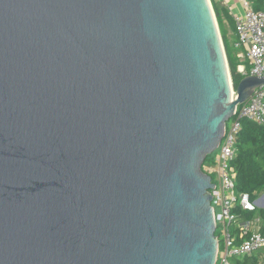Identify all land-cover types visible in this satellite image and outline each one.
<instances>
[{
	"label": "water",
	"instance_id": "obj_1",
	"mask_svg": "<svg viewBox=\"0 0 264 264\" xmlns=\"http://www.w3.org/2000/svg\"><path fill=\"white\" fill-rule=\"evenodd\" d=\"M262 84L211 0H0V264H216L202 166Z\"/></svg>",
	"mask_w": 264,
	"mask_h": 264
},
{
	"label": "built area",
	"instance_id": "obj_2",
	"mask_svg": "<svg viewBox=\"0 0 264 264\" xmlns=\"http://www.w3.org/2000/svg\"><path fill=\"white\" fill-rule=\"evenodd\" d=\"M244 6V15L236 18L235 46L239 49V59L247 61L250 69L246 65L238 69L245 77L264 76V10L253 9L248 0ZM244 118L264 126V84L254 90L246 103L235 108L215 162L205 166L204 172L212 176L215 184L210 192L218 239L216 264H238V259L254 253H261L264 258V219L259 215L248 219L242 216L245 212H256L264 196L253 200L250 193L238 192L236 172L231 165L237 154V136Z\"/></svg>",
	"mask_w": 264,
	"mask_h": 264
},
{
	"label": "trees",
	"instance_id": "obj_3",
	"mask_svg": "<svg viewBox=\"0 0 264 264\" xmlns=\"http://www.w3.org/2000/svg\"><path fill=\"white\" fill-rule=\"evenodd\" d=\"M221 35L223 38L226 55L231 71V76L234 82L235 89L238 88L239 83L245 77L238 69L241 63L238 57L239 49L235 46L237 41V30L235 19L220 6L217 0H211ZM255 10H264V0H248ZM224 19H226L231 25L235 23V36L231 43L227 37L226 30L224 28ZM249 71L250 66L247 65ZM218 150L212 154H209L203 163L202 169L205 171L207 164H213L215 162L216 154ZM236 172V189L238 192L250 193L253 200L258 198V193L264 190V126L260 125L252 120L244 118L241 120V130L237 136V154L231 163ZM255 215H259L264 219V209L258 208L256 212H245L242 216L246 219L252 218ZM264 233V228H263ZM261 253H254L246 257L238 259V264H264V258L260 256Z\"/></svg>",
	"mask_w": 264,
	"mask_h": 264
},
{
	"label": "crops",
	"instance_id": "obj_4",
	"mask_svg": "<svg viewBox=\"0 0 264 264\" xmlns=\"http://www.w3.org/2000/svg\"><path fill=\"white\" fill-rule=\"evenodd\" d=\"M220 3V6L225 8V10L235 19L238 16L244 15L246 8L244 6L245 0H217ZM224 28L227 33V37L229 38L230 42L232 43L235 36V23L231 25L226 19H224ZM239 52V51H238ZM241 63L240 65H249V63L244 61L243 59H240ZM259 206L264 207V202L260 203Z\"/></svg>",
	"mask_w": 264,
	"mask_h": 264
},
{
	"label": "rangeland",
	"instance_id": "obj_5",
	"mask_svg": "<svg viewBox=\"0 0 264 264\" xmlns=\"http://www.w3.org/2000/svg\"><path fill=\"white\" fill-rule=\"evenodd\" d=\"M215 180H216V178H215ZM263 196H264V190H262V191H260V192L258 193V198H257V200H258L259 198L263 197ZM259 208H263V209H264V207H262V206H259Z\"/></svg>",
	"mask_w": 264,
	"mask_h": 264
}]
</instances>
